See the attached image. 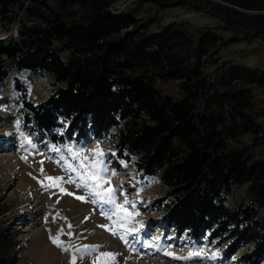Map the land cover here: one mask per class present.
Segmentation results:
<instances>
[{
	"label": "trees",
	"instance_id": "1",
	"mask_svg": "<svg viewBox=\"0 0 264 264\" xmlns=\"http://www.w3.org/2000/svg\"><path fill=\"white\" fill-rule=\"evenodd\" d=\"M116 1L0 0L2 23L19 22L16 36L0 40V83L12 72L48 74L56 88L39 102L14 79L26 125L54 144L115 129V157L167 186L152 202L165 228L214 242L228 260L246 248L241 263L264 264V156L229 143L249 134L264 145L252 101L264 70L217 55L264 39V0H138L205 12L229 33L207 26L194 37L182 23L148 31L151 21L135 9L113 10ZM157 78L177 80L180 96L162 93ZM243 185L245 199L229 205ZM11 247L0 232V264L14 263Z\"/></svg>",
	"mask_w": 264,
	"mask_h": 264
},
{
	"label": "rangeland",
	"instance_id": "2",
	"mask_svg": "<svg viewBox=\"0 0 264 264\" xmlns=\"http://www.w3.org/2000/svg\"><path fill=\"white\" fill-rule=\"evenodd\" d=\"M199 3L204 2L199 0ZM112 9H135L137 17L151 21L148 31L159 30L174 22L182 23L192 37L207 26H216L218 32L229 34L221 29L217 18L180 6L164 8L154 2L118 0L112 4ZM18 24V18L8 25L0 20V40L16 36ZM217 55L221 62L264 70V39L258 37L230 44L221 48ZM213 68L206 66L205 70L208 72ZM15 78L25 85L26 96L33 102L45 100L56 88L48 74L38 75L27 70L12 72L0 83V232L9 235L12 247L8 255L14 259L13 264H70L73 259L75 264H243L239 257L246 248L228 260L214 242L192 241L184 234L178 236L164 227L162 211L152 202L164 194L167 186L159 174L144 176L131 163L115 157V129L99 137L54 144L47 134L26 125L22 93L14 86ZM178 83L177 80H155L162 93L176 98L181 94ZM252 93L255 109L261 112L259 119L264 122V87H254ZM26 140L31 144L25 143ZM229 143L232 148L247 147L255 157L264 156V145L260 142L254 145L249 134ZM97 146L104 153L99 158L104 162L101 167L106 165L109 173L110 184L104 187L116 189L117 204H123L125 198L131 202L125 205V212L111 219L108 216L114 210L112 205L94 204L85 189L66 182L70 177L77 179L76 172L69 170L67 165L77 168L82 162L91 164L96 159L93 150ZM53 148L59 151H53ZM76 152L82 153L87 160L83 157L73 159L72 153ZM45 176L60 177V187L65 191L41 187L38 181ZM245 190V185L235 187L228 195V204L235 205L245 199ZM75 197H84V200ZM102 211L106 215H102ZM120 216L128 218L121 220ZM110 229H116L117 234L113 235ZM122 235L127 243L120 238ZM56 236L62 246L52 243L50 237ZM103 253L113 254L114 259L97 261ZM189 253L194 254L190 259L174 258L187 257ZM213 254L215 258H212Z\"/></svg>",
	"mask_w": 264,
	"mask_h": 264
},
{
	"label": "snow or ice",
	"instance_id": "3",
	"mask_svg": "<svg viewBox=\"0 0 264 264\" xmlns=\"http://www.w3.org/2000/svg\"><path fill=\"white\" fill-rule=\"evenodd\" d=\"M25 143L31 144V141L26 140ZM53 151H59L57 148H53ZM71 151V149H69ZM73 159H79L83 157V154L80 152L72 153ZM93 156L96 158L93 160L91 164H85L81 163L77 168H74L72 165H67L68 169L76 172L77 179L69 178L67 183H76L77 187L83 188L88 192V196L92 198V203H102L105 205H112L113 206V212L111 215L108 216L109 219L112 218V216H119L121 212H125V205H128L131 203L127 200V198L124 199L123 204H117L116 203V189H113L111 187L105 188V184H110V179L108 178L109 173L107 166L105 165L103 168L101 165L104 163L101 159V157L104 156V153L100 150L99 146L96 147V149L93 150ZM22 159H27V157H22ZM83 160L86 161L87 157H83ZM41 164H43V161H41ZM41 175H43V167L40 169ZM111 175H115V173H111ZM35 179V177H33ZM78 180V182H77ZM45 181L49 183H45ZM38 183H40L41 187L47 188V187H56L59 189L60 192H64L65 190L60 187L62 183V179L60 177H51V176H45L43 180H39ZM71 194V193H68ZM79 200H84V197H75ZM135 207V205H132ZM102 215H106L105 212L102 211ZM121 220L127 219L128 216H120ZM69 228H71V225H69ZM113 233V235L117 234L116 229H110ZM135 231V230H133ZM68 235L70 236L71 233L69 232ZM122 240H125V236L120 237ZM52 240V243L56 244L58 247L62 246L61 241L59 239V236L56 237H50ZM157 240L159 238H156ZM127 243V241L125 240ZM151 245H145V247H150ZM200 253H195V255H199ZM165 255H172L171 253H165ZM194 255L193 253H189V256L187 257H174L177 259H190L191 256ZM215 258V254H213V257ZM114 259L113 254L111 253H103L101 257L97 258V261L100 260H112ZM70 264H75V260L73 259Z\"/></svg>",
	"mask_w": 264,
	"mask_h": 264
}]
</instances>
